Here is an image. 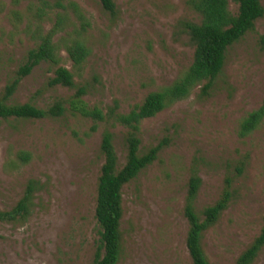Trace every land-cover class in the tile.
Here are the masks:
<instances>
[{
	"label": "rangeland",
	"instance_id": "obj_1",
	"mask_svg": "<svg viewBox=\"0 0 264 264\" xmlns=\"http://www.w3.org/2000/svg\"><path fill=\"white\" fill-rule=\"evenodd\" d=\"M67 1L88 22L82 36L90 54L80 72L60 49V65L74 73V87H48L56 67L43 62L19 80L9 104L47 109L63 103L67 109L64 102L84 87L90 108L106 114L117 105V112L127 113L192 63L183 24L199 23L200 17L190 0H112L113 13L99 0ZM228 6L235 15L236 5L228 0ZM26 8L27 2L0 0V98L36 44ZM14 11L22 19H14ZM53 13L43 30L51 27ZM200 90L201 85L139 126V154L165 143L156 160L122 189L118 264H192L183 208L193 174L201 181L194 203L200 218L230 182L228 206L201 240L208 264H233L264 226V120L249 136H238L241 120L264 99V15L229 49L207 95ZM91 126V119L67 110L56 118L0 120V211L14 207L30 182L37 187L25 221L0 222V264H92L99 238L94 206L101 136L112 134L121 169L128 130L110 122L94 132ZM251 264H264V246Z\"/></svg>",
	"mask_w": 264,
	"mask_h": 264
},
{
	"label": "trees",
	"instance_id": "obj_2",
	"mask_svg": "<svg viewBox=\"0 0 264 264\" xmlns=\"http://www.w3.org/2000/svg\"><path fill=\"white\" fill-rule=\"evenodd\" d=\"M236 5V14L229 11L228 0H190V8L200 17L199 23H185L184 30L193 46V60L190 66L171 85L148 94L141 104L135 105L129 112H117V105L103 114L97 107L90 108L83 100L86 94L84 87L76 89L75 93L64 103L42 109L25 103L9 104L8 101L15 92L19 80L31 73L40 63H49L56 67L53 77L47 86L74 87V73L61 66L60 49L63 48L73 69L80 72L90 54L83 41V33L88 22L80 9L67 0H11L14 6L27 2L26 13L30 20L28 28L36 42L26 57V61L16 72V78L5 87L0 98V120L8 119H47L56 118L67 110L73 115L92 120L91 132H94L101 122H110L112 126H121L128 130L126 143V161L121 169H117V156L113 145V136L105 131L101 136L100 152L103 163L97 179L94 219L98 227V241L92 264H118L122 253V234L120 230L123 216L122 189L134 180L139 173L151 165L162 149L163 143L151 147L144 154H139V126L178 101L189 97L191 92L201 85V94L207 95L217 77L222 73L229 49L238 43L248 32H251L257 19L264 15L259 0H231ZM101 7L113 13L115 6L112 0H99ZM70 10V11H68ZM53 13L51 27L45 31L43 22ZM67 12L72 13L79 23L75 28ZM14 19H22L20 12L12 13ZM71 28V31H67ZM65 36L55 38L60 34ZM264 120V99L261 105L243 118L239 124L238 136L245 138L258 129ZM27 155L21 160L27 161ZM264 178V170H263ZM200 178L193 174L188 182L183 214L188 223L186 249L192 264H208L203 252L201 240L203 233L214 226L221 213L226 210L231 198L230 182L227 180L220 198L212 206L205 208L202 218L194 211V203L200 187ZM37 187L30 182L21 199L8 211H0V222L25 221L31 214L32 201ZM264 246V226L259 235L254 238L235 260L233 264H251Z\"/></svg>",
	"mask_w": 264,
	"mask_h": 264
}]
</instances>
